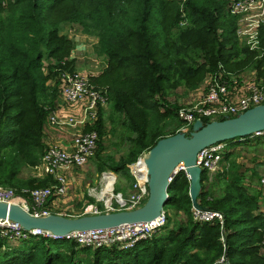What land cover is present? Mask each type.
I'll return each instance as SVG.
<instances>
[{
  "label": "trees",
  "instance_id": "trees-1",
  "mask_svg": "<svg viewBox=\"0 0 264 264\" xmlns=\"http://www.w3.org/2000/svg\"><path fill=\"white\" fill-rule=\"evenodd\" d=\"M61 22L98 37L95 52L106 56L107 65L90 82L105 86L101 89L112 111L134 134L124 157L111 166L123 170L131 184L127 164L179 131L181 122L166 128L176 114L165 101L171 89H195L219 65L229 71L251 65L264 78V55L255 59V51L238 44L236 18L227 12L226 0H0V185L20 192L52 182L50 177H21V172L37 165L44 153L59 75L75 71L74 42L60 34ZM260 38L263 44L264 24ZM93 127L102 149L107 128L101 109ZM230 152L225 153L229 164L212 179L202 169L198 196L201 206L223 213V227L193 220L189 180L179 170L166 202L183 214L175 226H169L167 215L165 225L128 248H92L33 235L22 241L0 237V264H264L260 191L243 184Z\"/></svg>",
  "mask_w": 264,
  "mask_h": 264
},
{
  "label": "built area",
  "instance_id": "built-area-1",
  "mask_svg": "<svg viewBox=\"0 0 264 264\" xmlns=\"http://www.w3.org/2000/svg\"><path fill=\"white\" fill-rule=\"evenodd\" d=\"M227 12L236 18L235 35L250 51L262 49L264 43L260 40V28L264 24V0H226ZM186 22L180 21L183 25ZM238 40V41H239ZM264 55V52H263ZM262 56V55H261ZM58 94L66 102L72 104L84 101L83 116L81 123L88 122L90 129L73 135L70 151H64L55 145H46L39 163L33 167L32 176L37 178L50 177L52 182L47 185L22 189L17 193L8 186L0 185V201L16 203L29 213L36 216H45L54 212L50 205L52 197L60 198L67 191V179L65 172L71 167H80L86 164L95 154L97 149L98 133L94 124L98 119L99 110L109 103V97L105 89L95 87L90 78L76 70L73 73L64 72L58 77ZM264 103V80L255 73L239 79L238 75L226 72L221 65L214 71H208L203 94L195 100L186 103L176 109V117L181 122L178 129L185 133L189 132L192 123L196 119H218L225 116H235L248 108ZM50 125L63 126L74 125V118L61 120L55 109L50 111L47 119ZM252 137L264 138V129L251 135ZM227 152V142H217L201 149L196 156V164L205 169L210 175L220 170L224 165L223 159ZM142 152L136 161L128 165L130 174L133 176L131 191L126 195L116 192L112 184L110 197L108 194H99L102 186L106 185L103 172L100 179L101 188H89L95 197L96 203L85 208L86 213H99L115 211L119 209H132L144 203L148 195L146 166L143 162ZM138 165L144 169L138 170ZM185 167L178 165L177 172ZM187 175V173H186ZM261 197L264 200V173L259 177ZM100 203V205L98 204ZM191 215L195 221H216L221 227L224 223V215L218 210H197L191 208ZM264 215V207L261 208ZM167 213L163 210L156 219L148 222L122 224L107 229L88 231H73L64 238L72 240L78 246L104 247L116 245L121 248L131 247L136 241L147 238L159 227L166 224ZM33 236L53 237L49 232L31 229L24 230L17 222L7 218H0V237L8 240L22 241ZM221 240L223 238L221 237ZM264 249V238L261 241ZM223 262V259L219 261Z\"/></svg>",
  "mask_w": 264,
  "mask_h": 264
},
{
  "label": "water",
  "instance_id": "water-1",
  "mask_svg": "<svg viewBox=\"0 0 264 264\" xmlns=\"http://www.w3.org/2000/svg\"><path fill=\"white\" fill-rule=\"evenodd\" d=\"M264 129V103L223 119L204 122L196 119L188 133L177 131L162 137L143 155L146 166L148 195L144 203L132 209L68 216L51 213L36 216L16 203L0 201V218L17 222L24 230L39 229L57 238L73 231H88L117 227L122 224L148 222L159 217L168 198V187L178 165L185 167L189 180L191 206L210 210L198 202L202 169L196 164L197 153L211 144L250 136Z\"/></svg>",
  "mask_w": 264,
  "mask_h": 264
},
{
  "label": "rangeland",
  "instance_id": "rangeland-1",
  "mask_svg": "<svg viewBox=\"0 0 264 264\" xmlns=\"http://www.w3.org/2000/svg\"><path fill=\"white\" fill-rule=\"evenodd\" d=\"M67 24V22H61L59 24V27L64 28V26ZM183 26V25H181ZM83 33H85L84 31H82ZM88 34V33H86ZM89 35H94V34H90ZM96 36V35H94ZM72 39V38H70ZM74 42V46L76 45V41L74 39H72ZM239 40V39H238ZM261 40V38H260ZM88 44H90V46H92L91 41L87 42ZM97 44V43H96ZM95 44V45H96ZM238 44L243 46L244 44L242 42H240V40L238 41ZM95 45H93V51L91 49V47L88 48V50L83 52V60L85 62H89V63H95L96 61H98V57L95 55ZM74 50V47L71 49L70 51V55L72 56V51ZM257 53H255L254 58H260L261 55H263V50L262 49H257ZM250 51V50H249ZM253 58V59H254ZM96 65H98L99 67L103 66L102 62H97ZM107 65V62H106ZM105 65V67H106ZM103 67V69L105 68ZM223 69L228 72V73H233L238 75L239 79H244L245 76L251 74V73H255L258 76L257 70L251 66V65H247L245 67H242L240 69H235V70H227L226 68L223 67ZM207 73H205L204 78L202 79V81L199 83V86L197 88H200L202 86H204V82L207 78ZM96 77V76H95ZM259 77V76H258ZM260 79H263V77H260ZM96 86V85H95ZM105 86H99V88H104ZM196 89V88H195ZM189 90H193L190 89V87H186L184 85H179L177 86L175 89H171V91L168 92L167 94V99H165V101H167V103H169V105L171 107H176L175 108V112L176 109L180 106H185L186 103L191 102L192 100L189 99ZM60 95H57V99ZM193 98V96H192ZM56 99V102H57ZM189 99V100H188ZM161 101V100H160ZM159 101V102H160ZM103 111V118L105 119V124H106V133L104 135L103 141L102 143V149H99L97 147V150L94 154V156L86 163L84 164V168L87 169V174L86 176L88 178H92V174L90 173V170H88L89 168H93L96 167L95 173H97L96 181L90 183L88 186L89 187H95L97 191L100 190L101 188V183H100V179L102 177V172H111L114 173L116 176V181L114 184V189L115 191H119L122 194L126 195L127 193H129L131 189V181L128 178L127 174L123 171V170H119V171H113L111 166L115 165L116 163H119L120 159L122 157H124V155L126 154L129 145H130V141H129V137L133 136L134 134L131 133L127 127L125 126V124L123 123V119L122 117H120L118 114L114 113L111 109V101L109 100L108 105H106L105 108L101 109ZM179 119L176 117V114L174 116H171L168 120L167 129H171V128H175L177 126H179ZM247 142L244 140H242V142H238V139L232 141V142H227V152L231 153V161H235L237 164L240 165V167H238V172L242 171L241 173H243L242 177L244 179L243 183L246 187H248V189H250V191H252L253 189L255 190V187H253V189L251 188V186H249L250 179H252L251 181L256 183L258 181L257 184H259V175L264 173V138H259L257 136L252 137L250 136L249 138H247ZM239 143V144H238ZM242 145V147H239ZM146 152V151H144ZM260 159V160H259ZM226 159V157L224 156L223 162L224 165L221 166L220 169H224L225 165H227V163L229 164V160ZM261 161V162H260ZM129 164H127L128 166ZM100 170H102L100 172ZM251 173H249V171H252ZM29 171V170H28ZM27 171L26 168H24L21 172V177H27L29 175V172ZM221 171V170H218ZM217 171V172H218ZM213 173L210 175V178L212 179L215 174L217 173ZM94 175V174H93ZM94 180V179H93ZM248 181V182H247ZM87 186V188H88ZM11 187L12 189H14L17 192H20V190L18 188H15L13 186H8ZM86 198H88L87 196H85ZM263 200V197H261ZM89 202H86V204L84 205V207H82L81 209L78 210L77 214L74 215H68V216H78L80 214H85V208L93 203H96V201L93 199H89ZM100 205V203H98ZM263 207V206H262ZM164 211L167 213V215H169L168 218V224L169 226H175L179 220H181V218L183 217V214L181 213H176L175 210H173V208L170 205H166Z\"/></svg>",
  "mask_w": 264,
  "mask_h": 264
},
{
  "label": "crops",
  "instance_id": "crops-1",
  "mask_svg": "<svg viewBox=\"0 0 264 264\" xmlns=\"http://www.w3.org/2000/svg\"><path fill=\"white\" fill-rule=\"evenodd\" d=\"M59 31L60 34L66 35L68 38H72L76 41V45L74 46V50L72 51V56L70 55V57H72L75 60V70L83 75H86L90 79L92 77L99 75L102 72L103 67H105L106 65L107 62L106 56L98 55L95 53V55L98 57V61H96L95 63L85 62L82 58L83 52L88 50L89 47H91L93 51L94 49L93 45H95L98 42V37L83 33L80 26L72 25L71 23H67L64 26V28L59 27ZM90 41L92 43V46H90V44L87 43ZM97 62H102L103 66L99 67L98 65H96ZM203 89L204 86L193 90H189L188 91L189 93L188 95L190 96L189 99H191L192 101L195 100L197 97L203 94ZM83 105H84L83 100L77 103L70 104L66 102L63 98H61V96L58 97L56 105L54 107L57 116L63 121L68 120L69 118H74L76 123L74 125L69 124L63 126L50 125L47 123L45 128V137H44V142L46 145H55L64 151L67 152L70 151L73 135L79 132L86 131L90 128L88 122L85 123L79 122V120L82 119L83 116V110H82ZM242 140L243 141L245 140L247 142L248 139L247 138L238 139V142L240 141L242 142ZM239 147H242V145L238 146V148ZM96 167L88 169L90 170L89 174H92L93 176L91 179L86 176L87 169L84 168V166H80V167L74 166L68 169L67 172H65L67 179L66 193L60 198L52 197L49 200L50 205L54 208L55 213H59L63 215H74L77 214L79 209L84 207L86 202H89L88 201L89 199L94 198L95 200L94 195L90 193L89 190V188L92 187H89L88 185L96 181L95 178L97 176V173H95V171L97 170ZM26 169L27 171L29 170L28 171L29 175L27 177L32 176L31 168H26ZM251 172H253V170L249 171V173ZM104 176L106 178V185L102 186V189L100 191L101 194H99V196H102V194L103 195L108 194L107 196L109 198L112 189V184L115 179V174L111 172H105ZM251 180L252 179H250V182L247 181L249 183V186H251L252 189L253 187H255L257 191H260V195H261L260 185L257 184L258 181L254 183ZM128 191H131V189ZM85 196H87L88 198H86ZM260 205H261L260 209L262 208V206L264 207V200H261Z\"/></svg>",
  "mask_w": 264,
  "mask_h": 264
},
{
  "label": "bare ground",
  "instance_id": "bare-ground-1",
  "mask_svg": "<svg viewBox=\"0 0 264 264\" xmlns=\"http://www.w3.org/2000/svg\"><path fill=\"white\" fill-rule=\"evenodd\" d=\"M137 167H138V170H142V169H144V167H142V165H141V166L138 165ZM99 197H100V196H99Z\"/></svg>",
  "mask_w": 264,
  "mask_h": 264
}]
</instances>
